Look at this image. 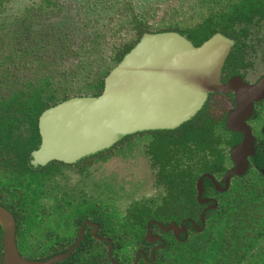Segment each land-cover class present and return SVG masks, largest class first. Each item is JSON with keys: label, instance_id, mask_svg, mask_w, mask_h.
I'll return each mask as SVG.
<instances>
[{"label": "flooded vegetation", "instance_id": "flooded-vegetation-1", "mask_svg": "<svg viewBox=\"0 0 264 264\" xmlns=\"http://www.w3.org/2000/svg\"><path fill=\"white\" fill-rule=\"evenodd\" d=\"M11 2L0 5V58L16 41L27 43L34 34L42 40L32 55L21 59L24 66L9 65V72L19 69L21 76L6 77L4 86L13 80L24 89L27 79H47L58 100L38 115L37 148L43 112L74 98L101 95L107 77L145 36L175 34L195 47L216 38L227 50L219 70L225 89L207 92L202 105L177 125L135 130L70 162H39L32 149L28 161L40 174L24 192L23 205L0 203L14 220L18 258L61 264L89 245L80 260L94 251L97 264H155L162 259L171 264L164 249L169 245L170 252H189L200 243L208 215L216 218L218 235L226 213L233 226L242 210L249 219L257 213L264 220V0H195L190 6L185 0L143 6L108 0L111 16L103 29L77 40L70 39L66 23L35 27V16L58 6L56 0H34L20 15L8 13ZM88 2L86 11H93L96 4ZM71 55L80 57L74 66H57ZM32 57L36 61L28 63ZM1 92L8 95L9 89ZM111 160H116L115 168ZM98 164L110 171L98 185L131 197L123 209L108 202V196L101 200L84 189L68 191V177H61L65 170L87 178ZM4 236L0 224V264H5ZM259 244L264 245V234Z\"/></svg>", "mask_w": 264, "mask_h": 264}, {"label": "water", "instance_id": "water-1", "mask_svg": "<svg viewBox=\"0 0 264 264\" xmlns=\"http://www.w3.org/2000/svg\"><path fill=\"white\" fill-rule=\"evenodd\" d=\"M218 41L212 38L195 47L175 34H162L137 44L107 77L101 95L74 98L43 112L38 122L42 141L33 158L75 161L124 134L186 120L207 92L225 89L219 70L227 50ZM203 90L204 99L192 108ZM0 224L4 263L32 264L17 257L14 220L1 205Z\"/></svg>", "mask_w": 264, "mask_h": 264}, {"label": "trees", "instance_id": "trees-1", "mask_svg": "<svg viewBox=\"0 0 264 264\" xmlns=\"http://www.w3.org/2000/svg\"><path fill=\"white\" fill-rule=\"evenodd\" d=\"M3 1L5 0H0V5ZM41 40L34 34L27 43L16 41L14 44L18 45L3 53L0 58V203L11 208L23 205L24 192L40 174L38 169L35 172L28 161L31 157L30 151L37 149L39 142L37 118L44 108L58 100L56 90L49 87L47 79H37L35 82H32L33 79H27L22 83L24 89L15 87L13 80L4 86V79L10 75L20 78L19 69L9 72V65H19L22 58L32 55L36 51L34 46ZM34 61L36 57H32L28 63ZM25 64L21 63L22 66ZM2 87L9 89L8 95L2 94ZM81 207L84 209L83 205ZM253 216L256 218L249 219L248 213L239 211L236 213L237 223L233 226L230 215L224 214L218 235L215 232L216 218L214 215H208L206 225L199 236V244H194L189 252L183 248L170 252L168 245L163 254L172 257L171 264H264V245L259 244L264 234V224L260 225V222L264 221L263 214L255 213ZM108 223H111V220H108ZM109 230L114 231L115 227L110 226ZM80 247L76 249L81 252L79 255L75 251L61 264H97L92 261L94 251L87 255L86 260H80L88 253L89 245ZM255 248L260 250L259 255L258 252L252 253ZM162 261L163 259L156 261L155 264H162ZM176 261L178 263H174Z\"/></svg>", "mask_w": 264, "mask_h": 264}, {"label": "rangeland", "instance_id": "rangeland-1", "mask_svg": "<svg viewBox=\"0 0 264 264\" xmlns=\"http://www.w3.org/2000/svg\"><path fill=\"white\" fill-rule=\"evenodd\" d=\"M34 0H12V2L8 5V13L12 14H22L24 9L28 7L31 2ZM58 6H53L51 10H49L48 13L39 14L35 16V27H40L41 23H47L53 25H59L66 23L69 29V36L70 39L75 38L76 40L79 38L84 37L87 35V33L93 34L94 31H99L100 29H103L104 25L106 24L108 18L111 16V14L108 12L109 7L106 5L108 4V0H56ZM88 4L93 5L96 4V7L94 8V12L87 10L86 2ZM134 3L137 5H145L148 3H153L156 5L157 0H133ZM195 0H185V5L190 6ZM159 3H163V1H159ZM84 23V24H83ZM162 35V34H157ZM156 36V35H147L144 38L141 39V41L138 43H143L148 38ZM72 42V41H70ZM137 46V45H136ZM135 46V47H136ZM134 47V48H135ZM80 57H77L75 55H71L67 57L64 60H61V62L58 63L59 68H65V67H71L74 66ZM131 162H136L129 160ZM138 162V161H137ZM112 166L115 168L117 162L116 160H111ZM106 164L102 166V164H98L95 167V170H93L89 177L86 178V176H81L77 173H73L71 170H65L64 175L61 177H68L66 186L68 188V191L73 190L77 194L79 193L80 189H84L86 191H89L87 193L88 196H93L94 198H98L101 200H105V197H107L108 202H113L116 206L120 208H124L128 205L129 199L131 197L123 198L122 194L119 191H110L107 192V186H100L98 183L101 180V177H107L109 170L104 169ZM135 171V169H134ZM113 184L115 190H121L116 189L120 187V184L118 183H111ZM123 191V190H122ZM72 193V192H71ZM125 195H128L125 193ZM131 196V195H130ZM115 200V202H114ZM51 205V203H48Z\"/></svg>", "mask_w": 264, "mask_h": 264}, {"label": "bare ground", "instance_id": "bare-ground-1", "mask_svg": "<svg viewBox=\"0 0 264 264\" xmlns=\"http://www.w3.org/2000/svg\"><path fill=\"white\" fill-rule=\"evenodd\" d=\"M200 93H201V95H199L198 98L195 97V98H197V101H196L195 104L192 106V108H196L198 105H200V103H201L202 100L204 99V97H205V90L201 91Z\"/></svg>", "mask_w": 264, "mask_h": 264}]
</instances>
